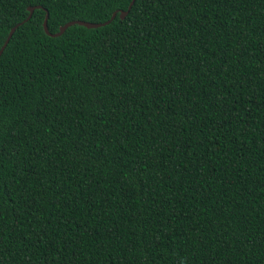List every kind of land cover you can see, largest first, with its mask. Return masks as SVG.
Instances as JSON below:
<instances>
[{
    "label": "trees",
    "instance_id": "16d2710c",
    "mask_svg": "<svg viewBox=\"0 0 264 264\" xmlns=\"http://www.w3.org/2000/svg\"><path fill=\"white\" fill-rule=\"evenodd\" d=\"M129 2L0 0V264H264V0Z\"/></svg>",
    "mask_w": 264,
    "mask_h": 264
},
{
    "label": "water",
    "instance_id": "95a60500",
    "mask_svg": "<svg viewBox=\"0 0 264 264\" xmlns=\"http://www.w3.org/2000/svg\"><path fill=\"white\" fill-rule=\"evenodd\" d=\"M132 2H133V0H130L129 4H128V6H127V10L129 9V7H130V5L132 4ZM32 9H33V7H27V10H28V15H27V17H26L25 19H23L22 21L16 23L15 25H13V26L9 29V31H8L6 37H5L4 41H3V43H2L1 46H0V53L2 52L4 46L6 45L8 39H9V37L11 36L12 32L14 31V29H15L19 24H21L22 22H24L26 19L29 18ZM127 10H126V11H127ZM126 11H120V12H119V17H123L124 14L126 13ZM115 13H116V11H113V12H112V14H111V16H110V19H112V18L114 17ZM110 19H109V20H110ZM109 20L104 21V22H97V23L87 22V21H81V20H70V21L65 22L63 25L59 26L57 32L49 33V32L47 31V28H46V14H45V17H44V19H43V21H42V29H43V31H44L46 34H48V35H50V36H57V35H59V34H60V33H61V32L67 27V26H69V25H71V24H79V25H83V26H85V27H87V28H95V27L102 26V25L108 23Z\"/></svg>",
    "mask_w": 264,
    "mask_h": 264
}]
</instances>
